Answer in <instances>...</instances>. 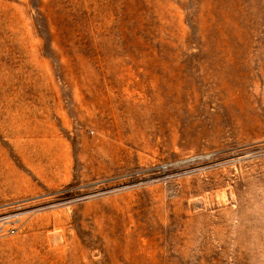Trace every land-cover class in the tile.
Listing matches in <instances>:
<instances>
[{
    "label": "rangeland",
    "instance_id": "obj_1",
    "mask_svg": "<svg viewBox=\"0 0 264 264\" xmlns=\"http://www.w3.org/2000/svg\"><path fill=\"white\" fill-rule=\"evenodd\" d=\"M0 223V264H264V0H0Z\"/></svg>",
    "mask_w": 264,
    "mask_h": 264
},
{
    "label": "built area",
    "instance_id": "obj_2",
    "mask_svg": "<svg viewBox=\"0 0 264 264\" xmlns=\"http://www.w3.org/2000/svg\"><path fill=\"white\" fill-rule=\"evenodd\" d=\"M6 225H7V223H6ZM9 225L10 226L6 227V232L7 231L8 232H13L15 228L13 227L12 224L9 223ZM4 230H5V224L0 223V231H4Z\"/></svg>",
    "mask_w": 264,
    "mask_h": 264
}]
</instances>
